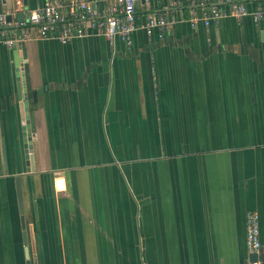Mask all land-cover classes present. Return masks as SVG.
<instances>
[{
	"label": "crops",
	"instance_id": "obj_1",
	"mask_svg": "<svg viewBox=\"0 0 264 264\" xmlns=\"http://www.w3.org/2000/svg\"><path fill=\"white\" fill-rule=\"evenodd\" d=\"M192 1L213 0L138 4L130 47L0 44V264H248L249 211L264 263V18L193 28ZM149 14L175 22L147 35Z\"/></svg>",
	"mask_w": 264,
	"mask_h": 264
},
{
	"label": "built area",
	"instance_id": "obj_2",
	"mask_svg": "<svg viewBox=\"0 0 264 264\" xmlns=\"http://www.w3.org/2000/svg\"><path fill=\"white\" fill-rule=\"evenodd\" d=\"M251 0H213L210 3L192 1L188 4L189 23L198 25L217 24L225 16L237 20L251 15L254 22L264 18V8L258 4L250 14L246 3ZM149 0H112L103 10L97 11L92 3L66 0H44L40 7L29 12L23 20L13 19L10 12L0 11V44L12 48L21 46L30 38L29 29L36 31L39 39H52L64 45L73 39L86 35H96L108 41L119 39L127 47L132 44V35L137 30L136 7ZM175 19L167 14H149L145 17L143 28L147 35L157 31L163 36L170 31ZM245 242L248 253L258 259L248 264H264L260 258L261 243L259 220L255 212L245 216Z\"/></svg>",
	"mask_w": 264,
	"mask_h": 264
},
{
	"label": "water",
	"instance_id": "obj_3",
	"mask_svg": "<svg viewBox=\"0 0 264 264\" xmlns=\"http://www.w3.org/2000/svg\"><path fill=\"white\" fill-rule=\"evenodd\" d=\"M261 3L263 4V8H264V0L261 1ZM24 15L23 14H18L17 18L19 20H23ZM263 40H264V31H262L261 33ZM33 101H36V93L33 92ZM25 106H27V103L25 102ZM29 149H31V146H29ZM29 163H30V168L31 171L34 170V157L32 154V151L29 152ZM14 185H15V191H16V199H17V205H18V209L19 212L22 214L23 212V202H22V187H21V178L19 176L14 177ZM258 259V256L255 254H251L249 255V263H252L254 261H256Z\"/></svg>",
	"mask_w": 264,
	"mask_h": 264
}]
</instances>
